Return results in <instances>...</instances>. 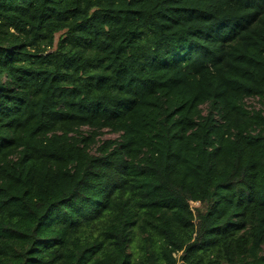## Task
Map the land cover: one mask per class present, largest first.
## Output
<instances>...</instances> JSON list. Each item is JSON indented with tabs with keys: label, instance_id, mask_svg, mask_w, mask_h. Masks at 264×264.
Wrapping results in <instances>:
<instances>
[{
	"label": "trees",
	"instance_id": "16d2710c",
	"mask_svg": "<svg viewBox=\"0 0 264 264\" xmlns=\"http://www.w3.org/2000/svg\"><path fill=\"white\" fill-rule=\"evenodd\" d=\"M0 264H264V0H0Z\"/></svg>",
	"mask_w": 264,
	"mask_h": 264
},
{
	"label": "rangeland",
	"instance_id": "374dc122",
	"mask_svg": "<svg viewBox=\"0 0 264 264\" xmlns=\"http://www.w3.org/2000/svg\"><path fill=\"white\" fill-rule=\"evenodd\" d=\"M58 37H59V35L57 36V39H58ZM247 103H248V105H250L252 107L259 108V104L257 103L256 99H249ZM117 137H118L117 134H113L111 132L105 131L103 133L102 140L115 139ZM191 206H192L193 210H196L197 208L202 207V205H200L199 203H191Z\"/></svg>",
	"mask_w": 264,
	"mask_h": 264
}]
</instances>
